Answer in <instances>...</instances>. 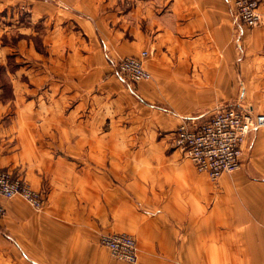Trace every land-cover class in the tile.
Masks as SVG:
<instances>
[{"label":"crops","instance_id":"crops-1","mask_svg":"<svg viewBox=\"0 0 264 264\" xmlns=\"http://www.w3.org/2000/svg\"><path fill=\"white\" fill-rule=\"evenodd\" d=\"M56 4L52 0H0V10L5 8L6 15L12 13L14 18L18 12L25 13L32 20L44 12L53 14ZM74 5L80 13L68 11ZM99 8H103L100 0H65V19L78 21L82 26L78 38L87 36L93 52L98 51L107 64L103 52L115 64V58L147 50L143 65L151 75L159 74V79L167 73L175 80L196 79L204 73L201 78L206 80L207 94L214 99L196 116L182 118L200 121L227 104L260 111L264 21L254 27L234 22L233 0L143 2L145 27L140 32L134 25V8L126 15L128 20L132 13L130 24L126 20L120 25L111 19L103 23ZM257 10L264 18V0ZM77 44L81 51L82 45ZM113 70L120 82L131 87ZM246 95H257L263 102L248 101ZM12 139L0 138V170L22 172L32 187L45 192L47 201L43 210L35 211L18 195L0 200L5 210L0 216V264H264V132L244 144L245 178L237 185L236 209L226 198L212 205L207 199H190L189 204L176 199L172 212L150 205L139 195L134 198L122 188H112L107 174L95 163L74 167L62 156H46L44 149L30 152L15 147ZM116 228L135 238L136 262H119L101 245V231Z\"/></svg>","mask_w":264,"mask_h":264},{"label":"rangeland","instance_id":"rangeland-1","mask_svg":"<svg viewBox=\"0 0 264 264\" xmlns=\"http://www.w3.org/2000/svg\"><path fill=\"white\" fill-rule=\"evenodd\" d=\"M52 1L57 2L53 14L44 12L32 20L25 13L18 12L14 18L12 13L6 15L5 8L0 10V138H13L15 147L30 152L40 148L46 156H62L74 167L95 163L112 188H122L134 198L139 195L162 210L172 212L176 199L183 204L207 199L212 205L223 198L236 209L237 185L245 178L243 165L211 180L197 172L174 143L172 132L179 124L186 119L187 126L192 125L190 118L182 116H196L214 99L207 94L204 73L180 80L168 73L159 79L153 73L149 79L130 82V87L113 75L110 54L103 52L107 64L98 51L93 52L87 36L78 38L82 26L75 19H65V0ZM101 1L103 23L111 19L116 25L124 24L127 12L134 8L137 32L145 27L142 3H157ZM73 7L68 11L80 13L77 5ZM129 16L130 24L131 12ZM246 97L259 102L257 95ZM259 110H264V103ZM259 131L264 132V126L250 138Z\"/></svg>","mask_w":264,"mask_h":264},{"label":"built area","instance_id":"built-area-1","mask_svg":"<svg viewBox=\"0 0 264 264\" xmlns=\"http://www.w3.org/2000/svg\"><path fill=\"white\" fill-rule=\"evenodd\" d=\"M261 0H233V21L247 27L261 24L264 18L257 8ZM147 50L139 55L123 56L115 62L117 75L126 82L149 79L151 73L144 67ZM186 119L172 132L177 149L190 158L198 171L211 180L221 174L237 169L243 160L244 144L252 134L264 126V110L253 112L240 104H227L211 110L205 119ZM22 197L33 209L45 207L47 197L40 188H34L22 172L12 169L0 170V200L14 196ZM5 210L0 201V216ZM101 245L118 259L134 263L138 252L135 238L124 231L102 232Z\"/></svg>","mask_w":264,"mask_h":264}]
</instances>
